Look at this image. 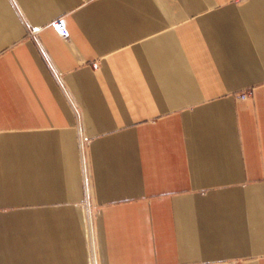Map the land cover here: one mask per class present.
Wrapping results in <instances>:
<instances>
[{"label": "crops", "instance_id": "0c3cea01", "mask_svg": "<svg viewBox=\"0 0 264 264\" xmlns=\"http://www.w3.org/2000/svg\"><path fill=\"white\" fill-rule=\"evenodd\" d=\"M0 264H264V0H0Z\"/></svg>", "mask_w": 264, "mask_h": 264}, {"label": "built area", "instance_id": "2783aa9c", "mask_svg": "<svg viewBox=\"0 0 264 264\" xmlns=\"http://www.w3.org/2000/svg\"><path fill=\"white\" fill-rule=\"evenodd\" d=\"M54 27L57 29V31L60 33V35L62 37H69V31L68 29L65 27V25L63 24V22L58 19L53 23ZM240 98L241 99H247L248 98V94L246 92H243L240 94Z\"/></svg>", "mask_w": 264, "mask_h": 264}, {"label": "bare ground", "instance_id": "6f19581e", "mask_svg": "<svg viewBox=\"0 0 264 264\" xmlns=\"http://www.w3.org/2000/svg\"><path fill=\"white\" fill-rule=\"evenodd\" d=\"M81 215H82V217H83V221H84V225H85L86 231H87V233H88L90 239L92 240L93 234H92L91 227H90V225L88 224V222L86 221V218H85L83 212H81Z\"/></svg>", "mask_w": 264, "mask_h": 264}]
</instances>
